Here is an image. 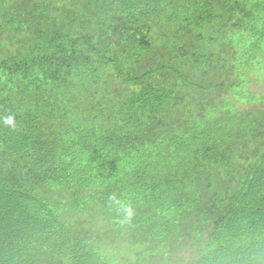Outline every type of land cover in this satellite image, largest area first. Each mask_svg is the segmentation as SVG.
Listing matches in <instances>:
<instances>
[{
    "label": "trees",
    "instance_id": "trees-1",
    "mask_svg": "<svg viewBox=\"0 0 264 264\" xmlns=\"http://www.w3.org/2000/svg\"><path fill=\"white\" fill-rule=\"evenodd\" d=\"M0 264H264V0H0Z\"/></svg>",
    "mask_w": 264,
    "mask_h": 264
},
{
    "label": "rangeland",
    "instance_id": "rangeland-1",
    "mask_svg": "<svg viewBox=\"0 0 264 264\" xmlns=\"http://www.w3.org/2000/svg\"><path fill=\"white\" fill-rule=\"evenodd\" d=\"M261 90H263V89H261Z\"/></svg>",
    "mask_w": 264,
    "mask_h": 264
},
{
    "label": "clouds",
    "instance_id": "clouds-1",
    "mask_svg": "<svg viewBox=\"0 0 264 264\" xmlns=\"http://www.w3.org/2000/svg\"><path fill=\"white\" fill-rule=\"evenodd\" d=\"M10 122V121H9Z\"/></svg>",
    "mask_w": 264,
    "mask_h": 264
}]
</instances>
